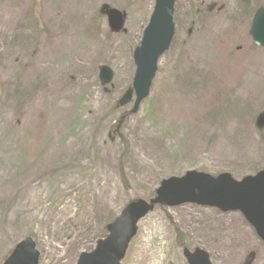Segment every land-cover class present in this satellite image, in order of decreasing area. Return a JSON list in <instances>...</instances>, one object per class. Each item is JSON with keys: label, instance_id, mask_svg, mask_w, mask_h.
Returning a JSON list of instances; mask_svg holds the SVG:
<instances>
[{"label": "rangeland", "instance_id": "374dc122", "mask_svg": "<svg viewBox=\"0 0 264 264\" xmlns=\"http://www.w3.org/2000/svg\"><path fill=\"white\" fill-rule=\"evenodd\" d=\"M262 4L177 0L172 46L133 114L135 99L118 101L134 79L151 0H0V264L26 238L40 264H76L95 232L128 201L152 199L163 180L197 171L240 181L264 170L255 123L264 48L249 36ZM105 5L125 13L124 32L111 31ZM216 88L228 94L218 99ZM187 244L212 264H243L252 252L264 264V242L240 212L191 204L156 207L122 264H187Z\"/></svg>", "mask_w": 264, "mask_h": 264}, {"label": "water", "instance_id": "95a60500", "mask_svg": "<svg viewBox=\"0 0 264 264\" xmlns=\"http://www.w3.org/2000/svg\"><path fill=\"white\" fill-rule=\"evenodd\" d=\"M176 0H155V8L143 39L136 48L133 59L136 66L132 88L126 91L119 101L125 107L133 100L132 113L135 114L152 87L158 71V62L170 48L175 34L173 22ZM109 25L113 32H120L125 23V15L116 9L104 6ZM249 35L253 42L264 47V7L256 11ZM103 85L113 81V72L103 66L100 69ZM258 128H264V114L258 118ZM120 126L117 128V131ZM195 204L216 208L223 213L241 212L257 235L264 241V170L254 176L237 181L228 173L213 177L206 173L189 171L182 177L163 180L150 201L138 200L130 203L120 216L108 226L109 235L97 243L90 253H83L77 264H120L124 259L129 243L137 233V223L156 206L178 207ZM188 264H211L209 254L201 249L194 252L184 250ZM40 253L32 238H26L16 245L4 264H39ZM249 257L245 264H251Z\"/></svg>", "mask_w": 264, "mask_h": 264}, {"label": "trees", "instance_id": "16d2710c", "mask_svg": "<svg viewBox=\"0 0 264 264\" xmlns=\"http://www.w3.org/2000/svg\"><path fill=\"white\" fill-rule=\"evenodd\" d=\"M261 6H264V4L255 7V9H254V11H253L252 13H255V11L257 10V8H259V7H261ZM250 10H251V8H250ZM216 94L218 95V99H219L220 97H222V96L224 95V92L222 91V89H221V90H218V89L216 88ZM226 95H227V92H226ZM216 101H217V100H216ZM214 106L216 107V109L219 108V107L221 106V100H218L217 102H215V103H214ZM117 138H119V134L116 135V136H113L112 139H117ZM121 173L123 174V172H121ZM122 180H123L124 183H126V178H125V177H123ZM154 193H155V192H154ZM153 195H154V194H153ZM77 225H78V230H80L81 233H83L84 231H87V230L84 228V226H81V225L78 224V223H77ZM105 229H106V228L104 227L102 230H100V231H98V232H95V235H94V239H93V241L96 242L97 240H99L100 238H102V237L106 234ZM92 248H93V247H92Z\"/></svg>", "mask_w": 264, "mask_h": 264}, {"label": "flooded vegetation", "instance_id": "af4514ba", "mask_svg": "<svg viewBox=\"0 0 264 264\" xmlns=\"http://www.w3.org/2000/svg\"><path fill=\"white\" fill-rule=\"evenodd\" d=\"M151 2L155 5V0H151ZM176 5H177V1H176V4H175L174 19H175V14H176ZM153 9H154V6H153ZM152 12H153V10H152ZM151 15H152V13H151ZM150 18H151V17H150ZM252 255H253V263H252V264H254V262H255V260H256V254L253 253V252L249 254V256H252ZM249 256H247V258H248ZM247 258H246V259H247ZM246 259L244 260L243 264L245 263Z\"/></svg>", "mask_w": 264, "mask_h": 264}, {"label": "bare ground", "instance_id": "6f19581e", "mask_svg": "<svg viewBox=\"0 0 264 264\" xmlns=\"http://www.w3.org/2000/svg\"><path fill=\"white\" fill-rule=\"evenodd\" d=\"M207 103L208 104H210L211 103V99L209 100V101H207ZM215 103V102H214ZM214 103H212V105L214 106ZM213 106H212V108H213ZM220 234V233H219ZM211 238H214V241L216 240V239H218V236H217V234H214L213 236H210ZM201 238H202V236H201Z\"/></svg>", "mask_w": 264, "mask_h": 264}]
</instances>
